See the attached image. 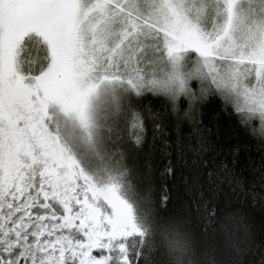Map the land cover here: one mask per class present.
Segmentation results:
<instances>
[{"label":"snow or ice","instance_id":"obj_1","mask_svg":"<svg viewBox=\"0 0 264 264\" xmlns=\"http://www.w3.org/2000/svg\"><path fill=\"white\" fill-rule=\"evenodd\" d=\"M209 97L258 147L255 165L237 170L239 148L231 165L209 155ZM156 153L219 221L227 264L252 255L216 193L226 180L264 204V0H0V264H202L187 222H163Z\"/></svg>","mask_w":264,"mask_h":264},{"label":"trees","instance_id":"obj_2","mask_svg":"<svg viewBox=\"0 0 264 264\" xmlns=\"http://www.w3.org/2000/svg\"><path fill=\"white\" fill-rule=\"evenodd\" d=\"M143 102H150L155 109L163 110L162 105L164 102L162 99L148 96ZM198 119L210 130L213 152L209 153V155L215 154L217 165L221 160L231 165L233 150L237 148L240 149L237 153L239 157L237 170L249 158L253 159L254 165L255 162L259 161L258 147L256 145L250 148L246 147L249 141L245 132L237 125L235 119L228 112L221 110L219 98L213 99L209 97L201 105ZM184 126L186 127L187 125ZM149 135H151V132H149ZM151 163L153 165L152 177L157 196L166 195L168 197V202L162 213L165 217L163 222L165 224L173 222V216L176 219H179V217L184 219L192 234L197 257L202 264L207 259L206 254H214L220 264H227L230 257L225 254V242L218 227L219 221L216 224L207 225L192 203L198 189L192 187L189 190L191 181H189V185H186L183 177L179 174H166L164 169L167 165V158L161 154H154ZM244 177L246 188L247 182L252 179L250 169H245ZM201 180L204 181V191L207 194L210 185L206 183L204 177H201ZM216 195L221 204L227 205L231 211L236 212L239 218L248 225L254 237L257 250L252 255L240 256V264H252V261L258 262L260 259L259 248L261 244H264V204L259 202L253 204L239 188L234 193L228 187L226 180L220 183V191ZM170 261L167 257L163 258V264H169Z\"/></svg>","mask_w":264,"mask_h":264},{"label":"clouds","instance_id":"obj_3","mask_svg":"<svg viewBox=\"0 0 264 264\" xmlns=\"http://www.w3.org/2000/svg\"><path fill=\"white\" fill-rule=\"evenodd\" d=\"M169 264H175V262L171 260V261L169 262Z\"/></svg>","mask_w":264,"mask_h":264}]
</instances>
